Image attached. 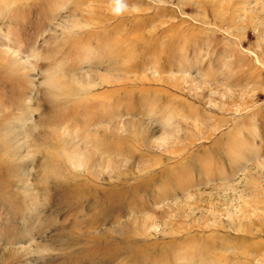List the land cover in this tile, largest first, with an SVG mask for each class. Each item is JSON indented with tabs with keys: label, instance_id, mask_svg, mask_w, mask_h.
I'll use <instances>...</instances> for the list:
<instances>
[{
	"label": "rangeland",
	"instance_id": "rangeland-1",
	"mask_svg": "<svg viewBox=\"0 0 264 264\" xmlns=\"http://www.w3.org/2000/svg\"><path fill=\"white\" fill-rule=\"evenodd\" d=\"M0 264H264V0H0Z\"/></svg>",
	"mask_w": 264,
	"mask_h": 264
}]
</instances>
